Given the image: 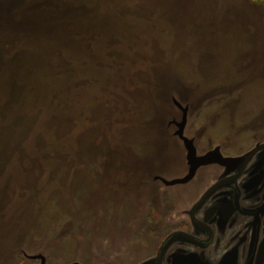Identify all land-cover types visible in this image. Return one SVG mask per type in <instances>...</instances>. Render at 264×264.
<instances>
[{
	"label": "rangeland",
	"instance_id": "374dc122",
	"mask_svg": "<svg viewBox=\"0 0 264 264\" xmlns=\"http://www.w3.org/2000/svg\"><path fill=\"white\" fill-rule=\"evenodd\" d=\"M185 108L200 152L264 128V3L0 0V264L143 251Z\"/></svg>",
	"mask_w": 264,
	"mask_h": 264
},
{
	"label": "flooded vegetation",
	"instance_id": "af4514ba",
	"mask_svg": "<svg viewBox=\"0 0 264 264\" xmlns=\"http://www.w3.org/2000/svg\"><path fill=\"white\" fill-rule=\"evenodd\" d=\"M252 136L250 145L240 151L218 144L200 152L194 144L199 157L218 150L223 158L235 160L203 165L188 182L167 184L189 174L186 160L183 175L161 178L168 187L192 184L194 194L178 205L165 204L164 211L158 209L162 212L153 221L156 226L146 228V240L139 243L143 251L134 258L59 261L37 254L29 260L33 264H264V128Z\"/></svg>",
	"mask_w": 264,
	"mask_h": 264
},
{
	"label": "water",
	"instance_id": "95a60500",
	"mask_svg": "<svg viewBox=\"0 0 264 264\" xmlns=\"http://www.w3.org/2000/svg\"><path fill=\"white\" fill-rule=\"evenodd\" d=\"M176 103L178 104L180 108H183L179 102H176ZM187 121H188V108H185L183 112V119L180 123H178L179 129L176 131V135H178L184 141L185 147L187 149V160L189 162V165L191 166V169H190L189 174L185 178L168 181L167 184L169 185L188 182L194 177L197 169L203 165H207V164L214 163V162L225 163L227 161L235 160L231 158H223L219 154L218 150L209 152L206 155L199 157L197 155V150L195 148L193 140L188 138L184 134ZM34 257H37V256H34Z\"/></svg>",
	"mask_w": 264,
	"mask_h": 264
},
{
	"label": "trees",
	"instance_id": "16d2710c",
	"mask_svg": "<svg viewBox=\"0 0 264 264\" xmlns=\"http://www.w3.org/2000/svg\"><path fill=\"white\" fill-rule=\"evenodd\" d=\"M256 2H259V3H264V0H254Z\"/></svg>",
	"mask_w": 264,
	"mask_h": 264
}]
</instances>
